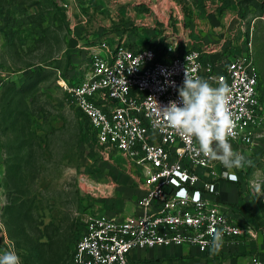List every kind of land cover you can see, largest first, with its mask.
Masks as SVG:
<instances>
[{
	"label": "rangeland",
	"instance_id": "rangeland-1",
	"mask_svg": "<svg viewBox=\"0 0 264 264\" xmlns=\"http://www.w3.org/2000/svg\"><path fill=\"white\" fill-rule=\"evenodd\" d=\"M152 3L0 0V90L11 82L20 88L39 79L29 92L12 89L0 103V209L7 202L4 162L10 150L18 155L16 195L24 201L27 233L12 241L26 264H69L83 214L102 199L104 184H121L120 177L129 169L121 153L96 142L58 81L62 77L71 82L83 74L88 67L83 65L84 45L107 39L134 47L150 44L161 31L151 32V17L162 16ZM187 3L192 4L188 11L199 8L205 16L213 15L218 29L210 41H221V53L247 54L252 59L264 101V0ZM262 146L251 156L260 176L264 162L257 157H264V138ZM6 251L11 250L0 240V256Z\"/></svg>",
	"mask_w": 264,
	"mask_h": 264
},
{
	"label": "built area",
	"instance_id": "built-area-1",
	"mask_svg": "<svg viewBox=\"0 0 264 264\" xmlns=\"http://www.w3.org/2000/svg\"><path fill=\"white\" fill-rule=\"evenodd\" d=\"M176 47L173 43L161 49L122 42L111 45L102 40L82 46L83 65L88 66L83 74L71 82L62 77L58 81L96 142L121 153L144 189L136 200L141 209L137 214L84 213L69 264H131L133 250L156 247L187 246L206 253L212 251L213 230H222V245L235 243L245 233L255 235L240 221V209L217 202L216 196L222 179L264 195V178L251 175L258 171L251 156L261 152L264 138V102L256 67L247 54L226 56L218 50L212 56L214 47L182 51ZM186 73L213 88L228 87V108L235 122L228 141L245 157L244 167L229 172L218 160L198 153L194 138L180 136L157 116L158 107L170 101L182 106L177 89ZM257 160L263 163L264 157ZM0 237L15 252L3 229ZM248 264H264V260L252 256Z\"/></svg>",
	"mask_w": 264,
	"mask_h": 264
},
{
	"label": "crops",
	"instance_id": "crops-1",
	"mask_svg": "<svg viewBox=\"0 0 264 264\" xmlns=\"http://www.w3.org/2000/svg\"><path fill=\"white\" fill-rule=\"evenodd\" d=\"M152 2V7L158 13L160 11L162 16L156 14L158 18L151 17L154 23L150 22V30L158 33L161 28V31L147 45L161 49L167 43H173L177 45L176 51L191 47L201 50L214 47L215 50L211 55L218 54L215 52L219 50L218 44L221 41L214 43L210 41V39H216L212 35L218 29L215 26L217 21H213V15L205 16L199 8L188 11L186 8L192 4H188L187 0H152ZM105 41L113 45L110 39ZM128 166L129 169L124 172L125 177H120L121 184L113 181L104 184L102 199L97 205L91 207L93 210L113 216H128L141 212L136 200L144 195V189L141 187L140 177L134 167L130 164ZM251 175L253 178H264V175H258L257 171L251 172ZM216 201L237 206L241 211L240 221L245 226H249L255 235L250 236L245 233L239 236L235 243L222 245L215 252L201 253L196 248L187 246L156 247L146 251L133 250L129 255L131 264H248L252 256H258L264 260V234L262 232L264 230V204L261 205V202L264 203V195L256 194L251 187L242 188L238 183L222 179L217 182Z\"/></svg>",
	"mask_w": 264,
	"mask_h": 264
},
{
	"label": "clouds",
	"instance_id": "clouds-1",
	"mask_svg": "<svg viewBox=\"0 0 264 264\" xmlns=\"http://www.w3.org/2000/svg\"><path fill=\"white\" fill-rule=\"evenodd\" d=\"M177 90L182 106L170 101L167 106L158 107L157 116L180 136L194 138L199 145L198 153L209 160H218L229 172L244 167L245 157L233 151L228 141L235 129L228 108V87L213 88L206 80L193 79L186 73L183 85ZM229 178L236 179L235 175ZM222 236V230H213V252L221 247ZM0 264H20V259L15 252L6 251L0 256Z\"/></svg>",
	"mask_w": 264,
	"mask_h": 264
},
{
	"label": "trees",
	"instance_id": "trees-1",
	"mask_svg": "<svg viewBox=\"0 0 264 264\" xmlns=\"http://www.w3.org/2000/svg\"><path fill=\"white\" fill-rule=\"evenodd\" d=\"M144 46L145 45H142L141 47ZM38 81L39 79H36L31 84L20 88H17L14 82L3 85L0 90V103L8 98L12 89H17L18 91H22V93H27L36 86ZM259 92L260 100L263 101L261 91L259 90ZM4 165V174L7 183L6 189L8 193L7 202L0 209V221L4 225L6 237L13 243L12 238L16 235L27 236L26 230L23 226L24 201L16 195L19 188L20 175L18 155L12 153L10 150H7ZM0 240H2V237H0Z\"/></svg>",
	"mask_w": 264,
	"mask_h": 264
},
{
	"label": "water",
	"instance_id": "water-1",
	"mask_svg": "<svg viewBox=\"0 0 264 264\" xmlns=\"http://www.w3.org/2000/svg\"><path fill=\"white\" fill-rule=\"evenodd\" d=\"M2 232V227L0 226V233Z\"/></svg>",
	"mask_w": 264,
	"mask_h": 264
}]
</instances>
